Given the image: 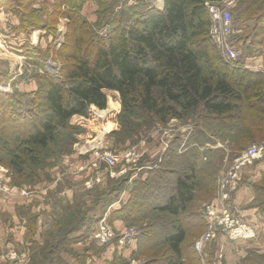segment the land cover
Returning <instances> with one entry per match:
<instances>
[{"label": "trees", "instance_id": "1", "mask_svg": "<svg viewBox=\"0 0 264 264\" xmlns=\"http://www.w3.org/2000/svg\"><path fill=\"white\" fill-rule=\"evenodd\" d=\"M221 1L163 0L160 9L138 11L135 6L117 10L119 0H95L94 22L80 12L86 0L59 1L67 6L61 14L68 19L65 39L55 52L61 62L56 73L40 77L37 97L42 100L33 101L37 111L21 113L16 94L0 92V164L21 180L32 174L66 139L75 141L72 116L87 117L91 105L106 107L104 89L119 94L115 134L121 138L139 131L138 119L147 125L166 124L170 118L192 121L197 130L187 139L189 149L178 153L176 139V148L164 152L144 178L133 180L116 212H123L125 221L146 220L137 254L146 256L148 264H202L194 244L206 224L194 205L214 197L224 154L205 144L224 142L233 157L264 138V70L232 66L210 34L208 5ZM243 3L239 20L255 34L264 22V0ZM101 27L108 29L101 32ZM258 34L264 35V24ZM257 44L264 46V38ZM23 123L27 129L17 131ZM128 177L113 191L124 189V182L129 186ZM239 180L238 175V185ZM251 186V206L264 212V176ZM80 224L81 216H73L63 234ZM112 240L117 243V237ZM242 264H264V253L251 250Z\"/></svg>", "mask_w": 264, "mask_h": 264}, {"label": "rangeland", "instance_id": "2", "mask_svg": "<svg viewBox=\"0 0 264 264\" xmlns=\"http://www.w3.org/2000/svg\"><path fill=\"white\" fill-rule=\"evenodd\" d=\"M59 1L75 3V0H0V92L16 94L20 103L17 110L21 113L29 109L37 111L33 101L39 103L42 100L37 97L39 84L43 83L40 77L45 72L54 74L59 69L61 60L55 58V52L65 39L68 22L61 14L67 6L64 3L59 5ZM229 2L213 3L220 11L227 10L231 15L228 34L221 35L217 41L210 33L217 50L232 66L264 70V46L257 44L264 35H256L264 22H259L255 34H250L239 20L245 7L244 0ZM128 6H135L138 11L146 7L160 9L163 0H119L116 9ZM96 8L95 0H86L80 12L89 22H94ZM216 26L218 28V24ZM107 29L101 27L100 31L106 32ZM109 104L116 106L113 102ZM106 109L107 104L101 111H90L87 117L72 116L69 122L74 127L75 141L68 143L66 139L67 144H61L58 153L44 159L25 179L23 176L22 180L15 178L11 170L0 164V264H148L146 256L137 254L146 220L125 221L123 212H116L129 197L133 180L140 175L132 172L137 171L135 167L132 166L130 172L121 163L110 169L101 162L98 169H89L93 160L90 146L98 144L101 147L97 148L112 152L128 148L136 150L140 146L145 149V163L150 166L149 170L159 163L157 158L161 151L164 153L177 147L178 142L173 143L176 135L186 133L189 138L197 128L192 121L176 122L170 118L166 124L147 125L146 119H138L139 131L121 138L115 134L119 124L113 112L106 118V122L113 123L102 127ZM90 122H98L95 130H91L93 132L89 130ZM27 127L28 124L23 123L17 131ZM82 143H89V146L80 154L81 163L73 168L74 156L77 157L75 153H78L75 147ZM259 143L264 144V138L252 144ZM201 151L200 148L197 150L199 156ZM228 158L226 168L221 169L223 172L231 165L232 157ZM223 172L218 173V178ZM133 174L129 186L124 182V189L113 191L120 185L123 187V177L130 178ZM17 181L20 184H15ZM217 190L218 180L216 195ZM203 204L205 201H198L194 207L198 210ZM78 211L81 213L80 226L63 234L70 227L73 216L80 218ZM100 225L111 228L117 238L128 227H135L137 233L124 244L112 239L101 244L96 236ZM218 237L212 239L202 253L197 251L202 264H242L249 251L264 253V225L256 239L255 236L232 239L227 234ZM209 251L214 252V260Z\"/></svg>", "mask_w": 264, "mask_h": 264}, {"label": "built area", "instance_id": "3", "mask_svg": "<svg viewBox=\"0 0 264 264\" xmlns=\"http://www.w3.org/2000/svg\"><path fill=\"white\" fill-rule=\"evenodd\" d=\"M234 0H230L229 3ZM208 11L212 22L211 33L219 41L221 35H226L231 31V15L227 10L220 11L213 4L208 5ZM218 24V28L217 25ZM93 160L90 169H98L100 163H104L106 168L112 169L117 164L136 163L139 160L138 151L134 148H128L120 152L103 150L102 148H93ZM264 152V144H252L236 156L223 174L218 179V190L214 202L206 204L204 207L207 219V229L196 239L195 249L202 253L204 247L215 239L219 232L227 234L232 239H246L255 236L254 230L249 227L242 219L235 215L229 207L228 201L233 191L238 188V173L241 168L258 159ZM112 174V172H110ZM137 233L135 227L120 233L117 238L119 244H124L126 239H133ZM96 236L101 244H107L111 239L117 237L114 231L106 225H100L97 229Z\"/></svg>", "mask_w": 264, "mask_h": 264}, {"label": "crops", "instance_id": "4", "mask_svg": "<svg viewBox=\"0 0 264 264\" xmlns=\"http://www.w3.org/2000/svg\"><path fill=\"white\" fill-rule=\"evenodd\" d=\"M104 93L106 95V99H107L106 100V104H107L108 109H106V114H105L106 117L102 118V127H105L108 123H113V122H110L108 120H107L108 122H106V118L108 117V115L110 113L113 112V115L116 114V116H117L118 112L120 111V99H119L118 92L115 91V90L104 89ZM110 102L115 103L116 106H111L109 104ZM95 110L96 111H98V110L101 111L102 109H99V108H97L94 105H91L90 106V110H89V114H90V111L95 113L96 112ZM79 117L81 118V116H79ZM171 120H175L176 122L178 121L176 119H171ZM116 122H117V119H116ZM97 124H98V122H96L95 124L93 122H90L89 130L90 131L91 130H95L94 127ZM91 132H93V131H91ZM185 134H181L180 136L176 135V137H175V140L179 139V141H180V145L178 147V153H183L187 149H189L188 145L186 144L188 137H187V134L186 135ZM88 142H90V141H88ZM88 146H89V143H82V144L77 145V147H75L77 149L76 152H78V153H75V154H77V157L74 156V161H73L74 165L72 164L73 168H77L78 167L77 163H81V160L79 161L80 154H82L81 152L84 149H86ZM161 146H162V144H161ZM90 147L92 149V148L101 147V146H98V144H94V145H92ZM159 147H160V145H159ZM166 147H167V145H165L164 149ZM208 148L209 149L210 148L211 149L219 148V149H222L224 151L223 159H222V165H221L219 171H221V169L226 168L227 161L229 160L228 157H230V155H229L230 154V150L226 146V144L224 142H220V141H218L215 145H211V144L207 143V144H205V149H208ZM200 149L203 150L204 147H200ZM136 150L138 151V154H139V160L135 164L134 163H126V164H124L125 165L124 167L129 168L127 170L130 171V172L133 170L131 167L132 166H133V168L135 167L134 170H137V171L136 172L132 171V172L140 175L139 177L144 178L146 176V171L148 170V168L150 166L147 163H145V161H146L145 160V156H144L145 155L144 154L145 153V151H144L145 149H141L140 146H139L138 149H136ZM241 152L242 151H240V153ZM91 154H90V156H91ZM156 154H157V151L155 150L154 151V155H156ZM163 154L164 153L161 151L159 157L157 158L159 162H160L161 157H162ZM236 156H238V155H236ZM232 158H230V162L231 161L233 162L234 158L233 159ZM201 159H205V158L201 157ZM141 161H143V162H141ZM155 161H157V160H155ZM232 162H231V164H232ZM88 168L90 169L89 166H88ZM219 171H218V173H219ZM223 171L224 170H222L221 172H223ZM112 174H114V173H112ZM219 174L217 175L216 184H217V180L219 179L218 178ZM238 174H239V179H240L239 180V185H238L237 190L233 191L231 193L230 199L228 201V204L230 205L229 206L230 210L235 215L239 216L244 223H246L249 227H251L254 230L255 239H256L258 237V235H259V230H262V226L264 225V212L259 211V208L257 206H251V203H252V201H253V199L255 197V192H254L253 186H251V183L259 182L261 177L264 176V152H263V154H262V156L260 158L253 160L252 163H250V164L244 165L241 168V170L239 171ZM133 177H134V174H133V176L130 177V180ZM100 178H101V175H99V179ZM215 198H216V194H214V197L211 200H209L208 203H207V201H205V204H203L202 208L198 209L201 212V214H202V216L204 218V222L206 224V228L204 229L203 233L207 229V219H206V216H205L204 207H205L206 204L211 203V201L214 202ZM219 234H218V236H222L224 233L219 232Z\"/></svg>", "mask_w": 264, "mask_h": 264}]
</instances>
